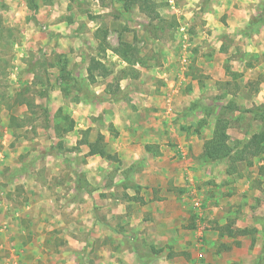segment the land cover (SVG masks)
I'll return each mask as SVG.
<instances>
[{
	"label": "rangeland",
	"instance_id": "rangeland-1",
	"mask_svg": "<svg viewBox=\"0 0 264 264\" xmlns=\"http://www.w3.org/2000/svg\"><path fill=\"white\" fill-rule=\"evenodd\" d=\"M223 3V0H172L170 3L162 0L154 3L152 11L145 12L139 1L132 0H0V152L9 149L12 153L23 148L18 161L13 159L10 166H2L1 170L14 174L13 165L19 163L21 172L27 173L32 164L43 184L65 185L61 193L68 207L85 200L80 209L85 215L82 225L86 230L79 233L73 218L69 219L73 222L72 231L66 227L53 229L50 239L40 243L48 258L46 264H93L95 244L90 235L95 225L92 220L94 216L98 220L105 218L104 209L109 205L104 203L108 198V193H104L107 187L102 184V192L95 193L99 187L94 184L98 181L92 176L88 180L83 174V165L92 161L84 142L106 147L113 139L115 134L108 112L110 96L118 91L115 78L120 76H117L119 72L128 76L135 72L129 65L121 67V59L114 50L121 49L135 62L144 59L151 65L164 55L165 45L178 59L185 60L182 67L187 71L193 64L187 60H197L203 68L207 62L202 61L209 62L218 53L216 59L222 64L221 72L226 80L208 82L211 87L207 89L201 80L204 76L198 75L196 83L202 91L186 104V112L180 114L183 121L195 123L198 119L194 120L192 113L201 110L203 117L197 122H207V119L214 123L226 122L231 155L253 134L264 130V0L247 3L245 9L253 5L250 11H255L244 26L242 17H236V12L241 10L239 3L229 0L225 4L233 17L225 13ZM185 13L192 14L186 17ZM206 13L215 17L211 25ZM95 62L110 73L102 77L99 76L102 70L92 69L93 78L88 76V68ZM194 68L197 75L201 68L198 65ZM184 92L188 93L186 89ZM100 106H104L102 112ZM11 115L17 118L12 124ZM69 120L73 122L72 129L57 137L55 127L66 129ZM6 156L0 157V164ZM244 157L241 162L264 163L263 156V159H254L249 154ZM180 159L186 164L185 159L189 157L186 154ZM104 161L101 168L108 186L120 164L117 160ZM241 162L228 159L226 165L228 170H236ZM201 163L207 165L212 161ZM93 168L95 164L86 170ZM46 170L63 175L49 178ZM127 178L128 175H123L119 185L123 190L117 188V198L120 193L126 194L125 188L138 199L147 196L146 191L142 193V187L135 188L133 182L125 181ZM190 190L191 183L187 181L184 195L196 216L199 211L193 202L200 200L194 199ZM56 196L60 197L59 190ZM97 196L102 199V205L94 204ZM47 214L44 216L48 217ZM65 238L70 239V244ZM17 243L25 245L19 239ZM0 251L3 252L0 264H19L16 249L0 248Z\"/></svg>",
	"mask_w": 264,
	"mask_h": 264
},
{
	"label": "crops",
	"instance_id": "crops-1",
	"mask_svg": "<svg viewBox=\"0 0 264 264\" xmlns=\"http://www.w3.org/2000/svg\"><path fill=\"white\" fill-rule=\"evenodd\" d=\"M228 1L223 0V10L233 17L225 5ZM231 2L239 3L241 10L236 12V17H242L244 26L255 11H250L253 5L248 10L245 6L256 0ZM191 14L185 13L186 17ZM206 15L211 25L215 17ZM162 51L164 55L156 63L134 61L129 65L135 69L134 75L119 72L117 76H120L115 78L118 91L110 96L108 112L115 136L105 150L117 158L120 167L109 185L103 180L105 174L101 168L105 159L93 155L88 157L91 163L82 168L88 180L92 176L98 181L93 183L99 187L95 193L102 192V184L107 187L104 193H108L104 201L109 205L104 209L105 218L98 220L94 216L92 220L93 264H264V175L259 172L264 163H256L254 158L253 163H238L236 170H228V159L202 164L203 145L212 137L215 123L208 119L197 122L203 117L201 110L192 113L193 119H198L195 123H186L180 115L186 112V104L202 91L196 83L198 75L204 76L201 80L207 89L211 87L208 82L226 80L221 72L222 64L216 59L218 53L209 62L203 60L207 62L203 68L197 60H187L193 63L187 71L182 67L184 59H178L165 45ZM119 63L123 68L127 65L121 60ZM197 65L201 70L195 75L193 68L196 70ZM99 108L102 112L104 106ZM21 150L0 152V157L7 154L0 164V183H3L0 185V248L16 249L19 264H46L48 258L40 243L50 239L53 229L70 230L73 222L69 219L73 218L79 233L86 230L82 225L85 215L80 209L85 200L68 207L61 193L65 185L43 184L32 164L27 173L21 172L19 163L13 165L14 174L1 170L2 166H10L13 159L18 161ZM186 154L189 159L183 164L180 157L184 159ZM93 164V170H86ZM45 173L49 178L63 175L62 172L50 174L48 170ZM123 175H128L125 181L133 182L135 188L142 187V193L146 191L147 196L138 199L125 188L127 198L123 193L117 198V191L123 190L119 186ZM187 181L191 183L193 198L200 200L196 216L202 221H197L185 196ZM57 190L60 197L56 196ZM97 198L94 197V204L102 205V199L98 198L97 203ZM18 239L25 243L23 247L17 243Z\"/></svg>",
	"mask_w": 264,
	"mask_h": 264
},
{
	"label": "trees",
	"instance_id": "trees-1",
	"mask_svg": "<svg viewBox=\"0 0 264 264\" xmlns=\"http://www.w3.org/2000/svg\"><path fill=\"white\" fill-rule=\"evenodd\" d=\"M33 2L34 0H30ZM132 1H139V3L142 5L143 10L148 12V10L152 11V8L155 7L156 4L152 2L151 0H132ZM117 55H119V58L125 62L127 65H132L134 63L133 58L129 57L123 50L116 49L114 50ZM88 76L93 78L90 74V70L96 69L103 73H99V76L105 77L110 72L105 70L101 64L95 62L91 64V67L88 68ZM57 113L60 114V110L57 111ZM56 118V116H55ZM62 119V118H61ZM63 119H69L67 116H63ZM17 120L15 116H10V122L11 124ZM69 127L66 129H59V126L57 125L55 127V135L58 137L62 136L63 134L68 133L72 129L71 120H69ZM227 124L223 120H217L213 129V135L212 137L206 141L203 145V151L201 154V159L206 161H212L217 162L224 159H232V162H241L245 160L244 155L249 154L252 158L254 157H264V130L260 131L259 133L253 134L248 141L238 150L235 154H232L231 148L228 146L227 143ZM84 144L88 148L87 154L89 156L97 155L102 159L105 160H117L115 156L110 155L105 150V147L101 143H90V142H84ZM147 148H149L147 146ZM263 159V158H260ZM259 172L264 175V164H262L259 168ZM238 233L242 234L245 233L244 231H239Z\"/></svg>",
	"mask_w": 264,
	"mask_h": 264
},
{
	"label": "built area",
	"instance_id": "built-area-1",
	"mask_svg": "<svg viewBox=\"0 0 264 264\" xmlns=\"http://www.w3.org/2000/svg\"><path fill=\"white\" fill-rule=\"evenodd\" d=\"M193 204H194V206H195L196 208H199V207H200V204L198 203V201H194Z\"/></svg>",
	"mask_w": 264,
	"mask_h": 264
}]
</instances>
